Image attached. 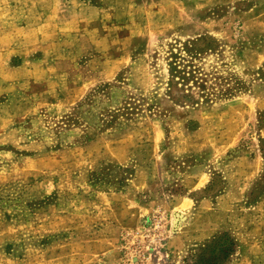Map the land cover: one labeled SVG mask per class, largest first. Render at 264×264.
Segmentation results:
<instances>
[{
    "label": "rangeland",
    "instance_id": "374dc122",
    "mask_svg": "<svg viewBox=\"0 0 264 264\" xmlns=\"http://www.w3.org/2000/svg\"><path fill=\"white\" fill-rule=\"evenodd\" d=\"M222 234L264 264V0H0V264H194Z\"/></svg>",
    "mask_w": 264,
    "mask_h": 264
},
{
    "label": "trees",
    "instance_id": "16d2710c",
    "mask_svg": "<svg viewBox=\"0 0 264 264\" xmlns=\"http://www.w3.org/2000/svg\"><path fill=\"white\" fill-rule=\"evenodd\" d=\"M197 48L198 41L183 45L184 58L198 55ZM184 58L179 53L171 54L168 64L167 84L169 90L173 89L180 93L177 97L179 103L195 104L197 99L194 91H197L196 93L199 95H203L205 85L202 82L192 80L193 86L192 83L188 86L191 78L193 79V71H186L187 66L184 65V62H186ZM182 63L183 66H181ZM194 87L197 90H194ZM234 245L233 240L227 234L216 236L203 247L201 253L196 256L194 264H222L233 253Z\"/></svg>",
    "mask_w": 264,
    "mask_h": 264
}]
</instances>
